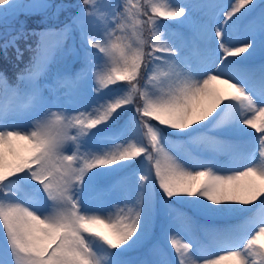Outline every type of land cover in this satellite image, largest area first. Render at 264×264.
<instances>
[{
  "label": "snow or ice",
  "instance_id": "snow-or-ice-1",
  "mask_svg": "<svg viewBox=\"0 0 264 264\" xmlns=\"http://www.w3.org/2000/svg\"><path fill=\"white\" fill-rule=\"evenodd\" d=\"M0 25L3 62L37 37L0 71V264H264V0H0Z\"/></svg>",
  "mask_w": 264,
  "mask_h": 264
},
{
  "label": "trees",
  "instance_id": "trees-1",
  "mask_svg": "<svg viewBox=\"0 0 264 264\" xmlns=\"http://www.w3.org/2000/svg\"><path fill=\"white\" fill-rule=\"evenodd\" d=\"M57 2V0H56ZM21 19H23V17H21ZM36 17H33V18H29V20L27 21L26 25H25V30L26 31H31L33 29H37L38 26L36 24L37 21H36ZM42 26H40L37 30H39ZM32 37L33 36H29V38L27 40H24V39H21L18 41V45L21 49H23L25 52H28V49L24 48V43L26 42H30L31 43V40H32ZM24 58V56L19 60L17 61L15 59V50L14 49H9V58L7 60V62H3V61H0V71H7L8 75L10 78L14 79V73L17 72V68L18 66L22 63V59ZM3 234L2 232H0V237H2Z\"/></svg>",
  "mask_w": 264,
  "mask_h": 264
},
{
  "label": "rangeland",
  "instance_id": "rangeland-1",
  "mask_svg": "<svg viewBox=\"0 0 264 264\" xmlns=\"http://www.w3.org/2000/svg\"><path fill=\"white\" fill-rule=\"evenodd\" d=\"M60 2H63V3H68V4H77L78 3V0H59L57 3H60ZM70 11V10H69ZM67 15V13H63L61 15V20L64 19V17ZM39 21V20H38ZM3 29L0 28V34H3L4 31H2ZM249 131H252L254 132V130L252 129H249ZM224 254V253H223Z\"/></svg>",
  "mask_w": 264,
  "mask_h": 264
}]
</instances>
